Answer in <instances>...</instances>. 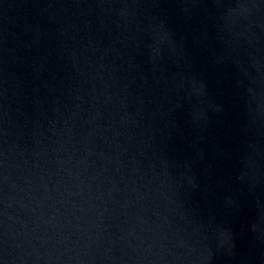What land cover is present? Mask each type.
Wrapping results in <instances>:
<instances>
[{
	"label": "water",
	"instance_id": "obj_1",
	"mask_svg": "<svg viewBox=\"0 0 264 264\" xmlns=\"http://www.w3.org/2000/svg\"><path fill=\"white\" fill-rule=\"evenodd\" d=\"M0 264H264V0H0Z\"/></svg>",
	"mask_w": 264,
	"mask_h": 264
}]
</instances>
